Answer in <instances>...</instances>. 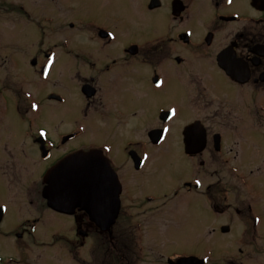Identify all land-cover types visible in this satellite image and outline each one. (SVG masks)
I'll list each match as a JSON object with an SVG mask.
<instances>
[{
	"label": "flooded vegetation",
	"instance_id": "flooded-vegetation-1",
	"mask_svg": "<svg viewBox=\"0 0 264 264\" xmlns=\"http://www.w3.org/2000/svg\"><path fill=\"white\" fill-rule=\"evenodd\" d=\"M66 3L37 9L78 37L0 56V264H264V0ZM81 152L95 190L56 207Z\"/></svg>",
	"mask_w": 264,
	"mask_h": 264
},
{
	"label": "rangeland",
	"instance_id": "rangeland-1",
	"mask_svg": "<svg viewBox=\"0 0 264 264\" xmlns=\"http://www.w3.org/2000/svg\"><path fill=\"white\" fill-rule=\"evenodd\" d=\"M48 0H0V56L4 54H40L45 52L49 45L58 39L66 36L78 37L76 30H69L57 25L56 22L50 23L48 14L43 15L37 9L39 6L46 4ZM58 1V0H57ZM72 3H66L72 7L68 10L73 15L80 14L82 0H68ZM93 1V0H91ZM97 4V3H96ZM96 4L93 6L95 7ZM56 5V4H55ZM22 6L21 8H19ZM60 6V4H59ZM48 13V12H47ZM58 22L65 20V16L61 13L56 14ZM37 26H35V24ZM69 32V33H68ZM71 32L74 35H70ZM178 94L174 98H177ZM170 160L166 158L165 164L169 165ZM158 164L156 160L155 166ZM175 172L174 167L162 168V164L156 168L155 176L148 180V183H157L159 186L163 180L168 177H173ZM177 234V231L174 232ZM171 240L163 239V243L168 249L195 250L199 251L202 246L207 245L205 241L193 242L188 237H174ZM174 237V238H173ZM192 248L188 249V247ZM148 255L145 254V258ZM147 261V260H146Z\"/></svg>",
	"mask_w": 264,
	"mask_h": 264
},
{
	"label": "water",
	"instance_id": "water-1",
	"mask_svg": "<svg viewBox=\"0 0 264 264\" xmlns=\"http://www.w3.org/2000/svg\"><path fill=\"white\" fill-rule=\"evenodd\" d=\"M92 158H96V156L91 152H81L77 156L60 159L43 176L45 183L42 191L43 196L51 199L52 201L49 202L54 206L63 207V200L67 194L95 190L90 185L91 182L96 181V170L90 164ZM104 175L107 174L104 173Z\"/></svg>",
	"mask_w": 264,
	"mask_h": 264
},
{
	"label": "snow or ice",
	"instance_id": "snow-or-ice-1",
	"mask_svg": "<svg viewBox=\"0 0 264 264\" xmlns=\"http://www.w3.org/2000/svg\"><path fill=\"white\" fill-rule=\"evenodd\" d=\"M33 107H35V106H33Z\"/></svg>",
	"mask_w": 264,
	"mask_h": 264
}]
</instances>
